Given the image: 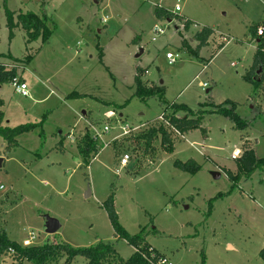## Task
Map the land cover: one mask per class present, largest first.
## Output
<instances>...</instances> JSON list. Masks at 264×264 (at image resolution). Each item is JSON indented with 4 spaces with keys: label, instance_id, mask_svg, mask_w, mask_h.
<instances>
[{
    "label": "rangeland",
    "instance_id": "1",
    "mask_svg": "<svg viewBox=\"0 0 264 264\" xmlns=\"http://www.w3.org/2000/svg\"><path fill=\"white\" fill-rule=\"evenodd\" d=\"M157 5L175 18L157 19ZM7 9L45 14L53 29L47 42L39 38L27 45L20 27L11 39ZM179 16L195 24L185 30ZM263 23L264 0H0V54L19 61L0 60L17 63L29 92L22 96L11 83L0 84L3 125L41 123L44 129V137L40 128L19 135L18 145L6 154L0 136L5 159L0 231L17 243L32 231L34 244L61 241L82 248L113 243L119 256L128 259L135 247L115 236L103 207L114 194L125 231H143L172 264H264V171L241 178L231 192L226 174L236 172L233 151L240 148L243 155L245 143L264 159V78L254 84L245 77L257 46L251 28ZM204 26L214 34L194 57L182 41L196 47L194 35ZM156 27L165 32L156 35ZM136 37L138 43H132ZM168 52L175 62L169 63ZM138 67L145 84L163 87L164 103L158 95L140 98L135 93ZM174 103L195 111L222 105L245 124L206 112V133L197 129L178 135L171 153L157 139L153 159L136 137L161 121ZM110 111L114 115L108 117ZM87 130L100 134L95 139L101 146L95 157H88V166L78 150ZM62 137L64 148L59 149ZM125 154L130 160L117 172ZM189 158L201 165L195 174L174 166L175 160ZM47 217L60 222L54 234L46 232ZM86 263L82 256L72 262ZM0 264L19 263L8 259Z\"/></svg>",
    "mask_w": 264,
    "mask_h": 264
},
{
    "label": "trees",
    "instance_id": "2",
    "mask_svg": "<svg viewBox=\"0 0 264 264\" xmlns=\"http://www.w3.org/2000/svg\"><path fill=\"white\" fill-rule=\"evenodd\" d=\"M154 13L157 19H174L175 14L157 5L154 9ZM7 15V27L9 29V37L12 39L15 35L14 30L20 27L26 36V44L29 45L39 38H42L44 42H47L49 36L52 34L53 29L48 26L47 17L45 14H39L34 11L17 12L6 10ZM185 30H190L195 24L191 19L184 17H177ZM257 27L251 28L253 35L257 38L256 53L254 56L253 64L250 67L249 72L245 75L246 79L254 84H258L264 78V36L257 35ZM214 34V29L210 26H204L194 35V40L197 41L196 47H191L186 40L182 41V46L190 51L194 57H198L203 47L208 45L209 38ZM139 39L136 37L132 40V43H138ZM224 44H220L219 47H223ZM9 58L15 62L19 61L12 57L10 54H0L1 58ZM32 56H26V61L30 60ZM24 61V60H22ZM17 67L6 68V66L0 62V84L11 83V81L19 76L21 81L23 78L18 75ZM141 68H137V74L134 78L135 93L140 98H146L150 96H160L164 103V89L162 86H150L144 83L141 79ZM259 72V73H257ZM69 96H80L78 93H72ZM4 104V100L0 98V106ZM170 111L163 114L164 120L149 126L147 129H143L138 135L137 139L144 144L145 151L150 153L153 159L157 155L154 141L160 139V147L166 152H173L175 149L176 138L178 135L184 136V134L193 131L201 130L206 133V128L202 127V119L206 112L222 114L230 117L231 120L236 122L237 125H244L245 123L239 121L240 118L231 109H227L222 105H216L213 109L197 111L193 110L186 104L174 103L170 106ZM5 119V113L0 109V136L3 137L5 147L3 153L11 151L13 147L18 145L17 137L23 133H28L40 128V135L44 137L43 125L40 123H25L16 127H10L3 125ZM66 137H62L58 142V147H63V141ZM243 155L235 157L236 159V172L230 170L226 171L229 180L232 182L231 192L235 186L239 183L241 178L249 177L257 169L264 171V159L258 158L254 149L248 143H245ZM101 146L98 145L97 140L92 136L89 130L80 138L78 142L79 153L84 157V164L89 165L90 160L88 157L93 153L95 157L100 152ZM174 166L182 171L190 173H197L201 169V165L193 158H189L186 161L179 159L175 160ZM227 193H219L212 200L222 198ZM103 207L105 208L112 227L114 229L115 236L118 239L124 238L128 244L135 247L134 252L128 259H124L119 256L118 251L113 243L99 242L96 245L82 248H74L67 242H46L44 244H34L31 246H22L21 243H17L9 239L4 230L0 231V256L7 252L9 247L14 249V253L11 256L13 261L21 264L23 261H29L32 264H58L61 259H64L62 264H72L73 260L77 256H82L87 260L86 264H152V254L156 258L164 256L160 251L154 248L144 238L143 231L131 235L125 231L123 226L119 222L118 213L115 208L114 194L108 196L105 200ZM212 207V203H210ZM211 209V208H210ZM154 232H158L154 230ZM260 256L264 261V247L260 251ZM151 259V261H150Z\"/></svg>",
    "mask_w": 264,
    "mask_h": 264
},
{
    "label": "built area",
    "instance_id": "3",
    "mask_svg": "<svg viewBox=\"0 0 264 264\" xmlns=\"http://www.w3.org/2000/svg\"><path fill=\"white\" fill-rule=\"evenodd\" d=\"M180 10V6L177 5L176 6V11H179ZM154 32L156 33V35H160V34H163L165 31L163 28H159V27H156L154 29ZM257 35L258 36H264V23L263 24H260L258 27H257ZM153 39H155V37H153ZM224 40H226V38L223 37ZM166 57L168 58L169 60V63H173L176 61V56H174L172 53L168 52L166 54ZM1 63H3L6 68H10V67H18L17 63H14V62H5V61H2L0 60ZM11 84L14 88V91L17 92L18 94L22 95V96H29V92H28V87H27V83L25 81H21L19 79V76H16L12 81H11ZM205 84H203V86H205ZM114 115V112L113 111H110L108 112L107 116L108 117H111ZM160 119L161 120H164V117L163 116H160ZM166 123L167 121L164 120ZM109 130V126L108 125H105L104 127V131H108ZM127 130H124V133H126ZM100 134L98 132H96V135L94 136V138H98ZM242 154V150L240 148H236L234 151H233V156L234 157H238ZM130 160V156L128 154H125L121 157L120 161H119V165L120 167L116 170L117 172L120 171L121 168H124L126 167L128 161ZM36 235L35 233L32 231V232H29L28 233V236L22 241L21 245L22 246H31V245H34V241L36 240ZM14 253V249L12 247H9L7 252H5L4 254H2L0 256V261H7L8 259H11V256L12 254ZM153 257V261H151L152 264H172L171 262L168 261V259L165 257V256H161L160 258H156L155 255H151ZM12 260V259H11Z\"/></svg>",
    "mask_w": 264,
    "mask_h": 264
},
{
    "label": "water",
    "instance_id": "4",
    "mask_svg": "<svg viewBox=\"0 0 264 264\" xmlns=\"http://www.w3.org/2000/svg\"><path fill=\"white\" fill-rule=\"evenodd\" d=\"M172 19H169L168 21H171ZM143 52V49H140V53ZM139 54H137L138 56ZM2 165V158L0 157V166ZM213 177L215 179L219 178L220 177V173L219 172H213ZM46 232L49 233V234H54L56 233L59 228H60V222L55 219V218H52V217H47V220H46Z\"/></svg>",
    "mask_w": 264,
    "mask_h": 264
},
{
    "label": "crops",
    "instance_id": "5",
    "mask_svg": "<svg viewBox=\"0 0 264 264\" xmlns=\"http://www.w3.org/2000/svg\"><path fill=\"white\" fill-rule=\"evenodd\" d=\"M185 18H187V17H185ZM188 19H189V18H188ZM10 55H11V54H10ZM11 56H12V55H11ZM12 57H13V56H12ZM1 59H2V58H1ZM20 76H21V77L23 78V80L25 81V78H24L22 75H20ZM25 82H26V81H25ZM1 99H2V98H1ZM65 139H66V138H65ZM65 139H64V140H65ZM59 141H60V140H59ZM62 144H63V147H61V149L64 148V141H63ZM1 156H2V155H1ZM4 161H5V159L2 158V165H3Z\"/></svg>",
    "mask_w": 264,
    "mask_h": 264
}]
</instances>
